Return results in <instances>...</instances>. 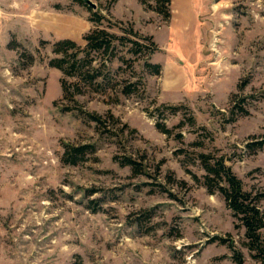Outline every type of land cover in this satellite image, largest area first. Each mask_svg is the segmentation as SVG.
Returning a JSON list of instances; mask_svg holds the SVG:
<instances>
[{"label":"rangeland","instance_id":"374dc122","mask_svg":"<svg viewBox=\"0 0 264 264\" xmlns=\"http://www.w3.org/2000/svg\"><path fill=\"white\" fill-rule=\"evenodd\" d=\"M90 1L150 35L161 70L141 73L142 95H75L113 115L106 132L62 110V74L48 64L54 41L84 44L94 9L0 0V264H237L233 249L259 264L222 196L202 185L197 154L264 191V0H171L167 20L147 8L154 0ZM131 70L142 60L117 77ZM64 143L95 151L66 164Z\"/></svg>","mask_w":264,"mask_h":264},{"label":"trees","instance_id":"16d2710c","mask_svg":"<svg viewBox=\"0 0 264 264\" xmlns=\"http://www.w3.org/2000/svg\"><path fill=\"white\" fill-rule=\"evenodd\" d=\"M170 4L171 0H154V5L148 4L147 8L167 20L171 12ZM90 21L93 26L84 35L83 45L69 38L53 42V57L49 58L48 64L62 74L60 78L61 100L64 102L62 110H76L81 117L110 132L111 126L107 124V119L114 121L113 115L107 112L106 117H102L96 112L82 109L75 95L87 92L100 93L106 95L110 102L117 101L119 95L126 97L133 94L142 95L144 81L141 73L144 71L150 75H157L161 70L160 64L151 61V55L158 50V47L150 35L136 31L131 24L124 25L121 21L112 22L108 16L95 9L92 11ZM103 21L108 23L107 27L102 25ZM114 27L120 33L110 30ZM128 54L135 58L127 57ZM140 59L141 72L131 70L130 77H117L119 71L132 68V64ZM115 60L120 65L113 70L111 65ZM158 128L163 133L169 132L162 124H158ZM262 143L256 142L249 146L258 148ZM63 148L62 161L72 165L84 160L86 154L95 151L93 144L64 143ZM197 160L204 171L202 185L208 193L218 192L222 196L226 207L238 221L237 225L244 230L243 245L259 264H264V209L259 206L260 201L264 199V191L245 190L241 180L225 164L222 157L198 153ZM120 164L129 166L134 171L140 169L138 162L130 157L122 158ZM195 179L197 180L196 177ZM233 251L236 263L245 264L241 253L235 249Z\"/></svg>","mask_w":264,"mask_h":264},{"label":"water","instance_id":"95a60500","mask_svg":"<svg viewBox=\"0 0 264 264\" xmlns=\"http://www.w3.org/2000/svg\"><path fill=\"white\" fill-rule=\"evenodd\" d=\"M89 7H91L92 9L96 8V5L94 3H92L90 0H83Z\"/></svg>","mask_w":264,"mask_h":264}]
</instances>
